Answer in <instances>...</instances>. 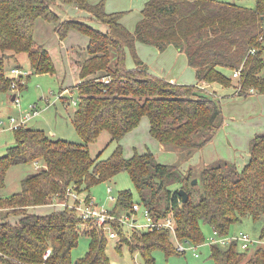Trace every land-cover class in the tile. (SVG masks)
<instances>
[{"label": "trees", "instance_id": "16d2710c", "mask_svg": "<svg viewBox=\"0 0 264 264\" xmlns=\"http://www.w3.org/2000/svg\"><path fill=\"white\" fill-rule=\"evenodd\" d=\"M55 7L77 8L88 15L62 17ZM122 13L107 11L104 0H0V91L18 93L25 86L24 76H18L15 89L11 88L14 77L9 72L14 66L24 68L22 54L31 72L56 71L48 48L35 37L37 20L53 24L59 41L71 30L87 39L79 79L69 88L78 96L68 116L82 142L51 137L27 122L12 129L14 142L0 154V189L12 165L43 161L42 167L22 178L20 190L0 195L1 264H117L106 251L107 229L92 218L84 220L76 208L67 205L58 204L44 214L31 207L57 205L67 199L68 188L90 201L89 188L121 170L128 172L139 203L153 219L168 215L174 219V235L164 227L130 231L118 220H110L119 235L115 248L120 250L126 243L147 262L154 261L156 249L167 255L182 253L176 249L175 238L203 243L201 222L226 235L231 223L246 216L254 221L264 218V131L251 138L249 157L242 167L218 158L196 170L194 166L180 168L158 161L149 149L134 148L126 155L122 144L146 116L151 136L191 155L223 122L221 103L210 83L240 86V95L264 92V0H254L253 6L228 0H145L132 30L122 22ZM84 18L104 23L106 29ZM136 42L160 50L168 45L179 48L195 68L196 82H175L150 71L137 53ZM127 52L134 61L129 67ZM235 69L239 75L234 81ZM69 98L60 97L62 102ZM103 130L109 132L110 141H116L105 159L91 156L88 146ZM193 177L196 183L191 182ZM179 189L187 192L185 201ZM132 203V190L120 189L110 212L119 215ZM84 222L87 227H81ZM80 231L89 236V244L75 263L71 251ZM260 236H264V225ZM210 258L214 264H264V245L249 251L238 240L227 245L212 243Z\"/></svg>", "mask_w": 264, "mask_h": 264}, {"label": "rangeland", "instance_id": "374dc122", "mask_svg": "<svg viewBox=\"0 0 264 264\" xmlns=\"http://www.w3.org/2000/svg\"><path fill=\"white\" fill-rule=\"evenodd\" d=\"M144 1L145 0H104L105 8L117 10L125 9L122 10V20L123 18H125L126 22L132 25L131 30L134 28V22L136 21V19H138L137 17L141 16V7L143 6ZM238 1L248 6L254 5V0ZM56 9L61 10V8ZM61 11L64 12V10ZM78 11L79 12H74L76 16L88 15L87 12L83 10L78 9ZM84 19H86V21H88L99 29L104 30L105 28L104 23L90 18ZM76 34L77 36H75L74 38L76 44L72 47V50L68 53V55H66L67 53L63 49L61 43L57 44L58 41L49 42L50 54L54 59L56 67V71L53 73L31 72L26 55L22 54V57L20 58L21 63L25 69L30 71V73L28 76H24L25 86L22 89L17 90L20 97V105H16L14 101L10 99L11 94L15 92L14 90H9L6 92L0 91V121H2L0 122V154L4 153L6 147L14 142L13 130L8 127L9 116L17 115L20 113V111H31L30 109L33 108L37 111V113L34 114L28 120V125L41 127L49 136L54 138H63L69 141L82 142V139L76 133L74 126L68 116L76 107V104L73 103V100L77 99L78 94L76 90L71 91V89H69L71 92L60 91L61 87H63L64 85L70 87L72 86V83L74 81L78 80L79 77L77 70L79 71L81 62L84 60L86 54L84 51V48L86 46V36L78 31L76 32ZM49 35L55 36L52 31ZM60 49L61 52H59ZM73 51L77 53L74 54ZM139 51L141 50H138L137 53ZM142 53L143 55H146V51H143ZM154 56L155 55L153 54V57H149L150 62L153 64L156 62V57ZM181 57L185 62V55L183 53ZM68 60H70L69 62L72 67L75 66V68L71 69L72 67L70 68L68 66ZM125 64L128 67L134 64L133 57L129 52H127L126 54ZM159 64L162 65L160 62ZM221 69L226 74L231 73V71L227 68L221 67ZM232 79L235 81L234 77ZM218 87L220 89L216 92L217 97L220 96V94L218 93H223V91H233L235 94H238V92L235 91L234 86L223 87L218 85ZM212 92L215 94L214 91ZM62 95L70 97L69 101L62 102L60 99ZM259 96H262V94ZM224 107L228 109V105L225 104L222 109V111L224 110L223 115L225 116ZM235 118L236 117H234L233 121H235ZM251 120L252 119L244 118L243 124H249ZM147 127L148 119L146 116H143L139 125L133 129V133L123 138L122 144L124 145V152L126 153V155L131 154L134 148L138 149L139 151L149 149L154 153L156 159L162 163H173L180 168H186L187 166L191 165L189 162H191V157L194 153L186 156V153H183V151H181L182 149L180 150L176 147H167L159 145L161 143L150 135ZM134 145H136V147ZM88 146L91 156L95 157L96 155H99L101 159H105L110 156L111 152L115 148L116 141H110L109 132L103 130L98 135L97 139L94 142L90 143ZM42 166L43 161L40 159L37 160V162H30L27 164L20 163L12 165L7 171L5 178V186L0 189V195H8L10 193L20 190L22 178L26 174ZM194 170H196L195 167ZM194 178L195 177L191 179L192 183H196L193 181ZM108 187H110V190L108 189ZM124 188H130L132 190L133 202H139V197L134 189L133 182L126 170H121L115 175H113L111 178L93 184L89 188V193L92 198V201L95 202L98 206L110 209L117 198L118 191ZM84 194H87V192H82V195ZM110 195L113 196L114 199H111ZM85 200H87L86 196ZM50 207L52 206L33 209V211L37 213L39 210V212L45 213L49 211ZM134 217L139 223H145V217L141 212V207L137 212L134 213ZM263 225L264 218L254 221L250 217L246 216L239 221L231 223L228 233L237 234L240 231H243L248 233L249 236L253 238H264V236H260L261 228ZM81 227H87V224L84 223L81 225ZM201 228L206 238L212 232L211 226L204 222H201ZM131 230L132 229H130V231ZM136 232L138 234L140 233L139 230ZM117 239L118 238H108L106 246V251L110 256L111 260L117 264H214L212 259L210 258V244L206 243L207 239L204 240L203 244H200L195 248V250L199 252L198 256H195L193 254L192 248L189 247L190 244L194 243L182 241L183 245L186 248L184 252L172 253L167 255L163 250L156 249L153 252L154 261L152 262H147L144 257L140 254L139 250L135 249L133 251H130L128 244L126 243L122 244L120 250L116 249L115 246ZM88 244L89 236L85 232L80 231L78 236V242L71 251L74 260L85 254L86 250L88 249ZM255 248V246H250L249 251Z\"/></svg>", "mask_w": 264, "mask_h": 264}, {"label": "crops", "instance_id": "0c3cea01", "mask_svg": "<svg viewBox=\"0 0 264 264\" xmlns=\"http://www.w3.org/2000/svg\"><path fill=\"white\" fill-rule=\"evenodd\" d=\"M90 1L96 2V0H90ZM234 1L242 4V2L238 0H234ZM56 8L57 7H55V9ZM61 10H57V11L61 14L62 17H66L69 14L70 15L74 14V12H79L77 8H72V7L68 8L64 12H62ZM106 10L113 11L117 9L106 8ZM137 18L139 19V17ZM138 19H136V21ZM122 22L128 28L130 29L132 28V25L130 23H127L125 18H123ZM104 29H106V26ZM51 31L55 34V36L49 35ZM34 33L36 39L39 42H43L45 46L48 48V50L50 47L49 42L58 41L57 44L61 43L63 49L67 53L66 55H68V53L71 52L72 47L75 46L76 44L74 38L75 36H77V34L75 31L71 30L69 34L59 43L58 36L53 29V24L44 22L41 19L39 21L37 20ZM85 42L87 43V39ZM136 48L137 51L141 50L138 52V54L142 58V60H144L147 63L150 71L175 82H180V83L196 82L195 68H193L188 64L186 56L184 62L183 58L181 57L183 52L180 51L179 48L173 45H168L164 50H160L158 49V47L154 45L144 44L140 42L138 43L136 42ZM143 51H146L145 53L146 55H143L142 53ZM59 52H61V49L59 50ZM73 53L76 54L77 52L73 51ZM153 54L155 55L154 57H156V62L154 64L151 63L149 60V57L151 56L153 57ZM69 61L70 60L67 61V64L71 68L72 65L70 64ZM159 62L162 65H160ZM73 68H75V66L72 67L71 69ZM77 81H74L72 85L75 84ZM218 85L223 86L219 83L216 84L214 82V83H210L209 87L217 92L220 89ZM231 86H223V87H231ZM63 88L64 89L62 90V92H65L68 91L70 87L64 85ZM218 94H220L219 100L221 103V108L223 109V106H225V104L228 105V109L224 107L225 116L223 115V122L216 131V133L213 135V137L207 143H205L201 148L193 152L194 154L191 157V162H189L191 165L189 166L200 168L201 166L211 161H214L218 158H225L227 160L235 162L238 167H242V165L247 161L249 157L248 145L251 138L254 136V134L264 131V92L262 93L251 92V94L249 93V95L248 94L240 95V94H235L233 91L232 92L223 91V93L220 92ZM261 94L262 96H259ZM11 98L12 97L10 96V99ZM234 117H236L235 121H233ZM244 118L246 119L248 118L252 120L249 124H243ZM132 133L133 130L129 132L126 136L131 135ZM159 145H163V144H159ZM134 146L136 147V145ZM46 206H52L49 209V211H51L53 206L54 207L58 206V203L57 205H52V204L36 205V206H32L31 209L33 211V209L45 208ZM37 213L44 214L39 212V210Z\"/></svg>", "mask_w": 264, "mask_h": 264}, {"label": "built area", "instance_id": "2783aa9c", "mask_svg": "<svg viewBox=\"0 0 264 264\" xmlns=\"http://www.w3.org/2000/svg\"><path fill=\"white\" fill-rule=\"evenodd\" d=\"M251 52H254V48L250 50ZM10 74L14 77V80L11 82V88L15 89L16 87V78L18 76H25L29 71L25 68L21 67H11L9 70ZM233 77H237L239 75V69H235L232 73ZM104 81H108L107 78L104 79ZM240 86L235 87V91L239 92ZM252 91V88L250 89ZM66 92V91H65ZM14 103L16 105H20V97L18 93H14ZM73 103L76 104V100H73ZM36 110L31 111H20L17 115H10L9 116V125L8 127L11 129H17L23 124L27 123L28 120L36 114ZM2 122V121H0ZM110 190V187H108ZM67 199L60 200L58 204L60 205H67L69 207H74L78 211L81 218L84 220L92 218L94 220V223L103 226L105 229H107V238H118L119 235L117 231L110 226V220L116 219L118 220L122 225L127 226L128 228H138V229H152L154 227H164L169 228L173 235L175 233V223L172 215H168L164 218H159L158 220H155L151 217L148 208L141 205L139 202H133L131 207H129L127 210L121 212L119 215L112 214L110 212L109 208H104L102 206H98L95 202L92 201H86L84 196H80L78 192L72 188H68L66 191ZM111 199H114L113 196L110 195ZM141 207V212L143 213L145 217V223H139L137 219L134 217V213L137 212ZM85 223V222H84ZM83 223V224H84ZM206 243L212 244L217 243L221 245H227L232 240H238L240 243L241 248L247 249L250 246H258V245H264V238H253L249 236L248 233L240 231L237 234H226L221 235L218 233L216 229H213L211 234L207 236ZM204 243V242H203ZM201 243V244H203ZM200 244H190L189 247L192 248L193 254L195 256L199 255V252L195 250V248ZM175 246L176 249L180 252L185 251V246L183 245L182 241L177 240L175 238ZM49 249L45 252L44 257H46L49 254ZM1 254V252H0ZM1 264V263H0Z\"/></svg>", "mask_w": 264, "mask_h": 264}, {"label": "water", "instance_id": "95a60500", "mask_svg": "<svg viewBox=\"0 0 264 264\" xmlns=\"http://www.w3.org/2000/svg\"><path fill=\"white\" fill-rule=\"evenodd\" d=\"M14 95L15 94L12 95V98H14ZM156 180L159 181L158 179ZM193 181L196 182V179L194 178ZM178 192L182 197V201H185L187 199V192L184 189H179ZM75 263H76V260H75Z\"/></svg>", "mask_w": 264, "mask_h": 264}]
</instances>
